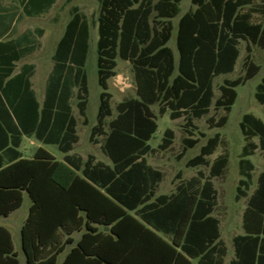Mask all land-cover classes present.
Segmentation results:
<instances>
[{"label":"trees","instance_id":"1","mask_svg":"<svg viewBox=\"0 0 264 264\" xmlns=\"http://www.w3.org/2000/svg\"><path fill=\"white\" fill-rule=\"evenodd\" d=\"M18 1L24 16L40 17L57 0ZM98 1L101 93L90 140L101 144L111 164L92 154L86 159L70 154L79 142L74 98L88 123L89 20L78 7L71 8V19L52 57L42 103L31 81L35 65H17L36 50L34 34L26 30L10 39L15 28L5 27L1 37L9 39L0 40V217L21 208L25 193L29 195L32 204L21 229L27 264H227L228 248L214 215L218 192L213 180L224 173L229 155L221 154L212 163L208 160L220 144V135L210 137L186 164L207 166L208 175L200 170L181 180L175 192L157 195L164 174L146 159L155 151L150 140L158 129L151 107L159 105L161 115L169 111L171 120L184 119L180 157L195 148L200 139L193 130L194 119L209 114L213 105L230 112L237 88L260 70L252 54L254 46L264 50V21H256L257 15L264 18V0H192L196 7L178 20L177 57L169 42L183 0ZM10 8L0 13V19L15 18L16 8ZM242 41L246 43L245 75L224 79L215 99L214 81L235 71ZM118 58L130 61L134 68L137 97L119 103L114 116L109 80L116 75ZM255 98L264 105V76ZM227 121L228 115L218 121L208 119L217 128ZM240 125L247 139L258 137L259 143L243 147L237 200L248 196L253 182L255 166L250 157L258 148L264 151V120L247 113ZM24 138L56 146L63 159L42 146L31 158L24 157ZM174 139L175 131L167 128L158 149H170ZM242 228L244 234L233 238L234 258L228 264H264V169L243 212ZM0 264H20L12 234L3 226Z\"/></svg>","mask_w":264,"mask_h":264},{"label":"rangeland","instance_id":"2","mask_svg":"<svg viewBox=\"0 0 264 264\" xmlns=\"http://www.w3.org/2000/svg\"><path fill=\"white\" fill-rule=\"evenodd\" d=\"M2 5H14L17 13L21 14L19 21L16 24V35L21 34L26 30L33 32L36 40V50L20 61L17 65L21 67L24 63L35 65V74L32 77L34 90L37 93L38 99L42 102L45 94V87L47 78L53 68V54L56 46L64 34L65 28L71 19V8L76 6L79 11L91 23V46L89 58L85 68L88 77L89 95L87 107L88 123H84V118L79 114L76 102L77 99L72 100L73 114L78 120V134L79 142L75 145L71 153H75L84 157L94 155L97 160L109 163V158L103 154L100 143H92L90 140L92 128L97 123V114L100 103L101 88L98 82L97 73V52L96 42L98 39L97 19L99 15V1L98 0H57L50 11L40 17H27L22 14L21 5L18 0H1ZM196 6L192 0H183L180 8V15L173 19L174 33L169 46L173 49L176 57L178 56L176 47V30L179 18L187 11L193 10ZM256 21H264L261 16H256ZM42 31L40 33L39 31ZM241 55L237 62L235 71L232 74L222 75L215 79V99L219 97V86L223 84L224 79H236L245 75V67L243 65L245 52V42L240 45ZM253 62L260 67L259 72L252 79L246 81L243 85L237 88V98L230 112L224 109H216L214 105L211 107L210 113L201 119H194L193 129L195 136L200 139L198 145L183 153L182 139L186 136L184 131L185 121L183 118L171 120L169 111L165 115L159 112V105L151 107L153 113L157 118L158 129L150 140V144L155 151L146 156L149 165L160 169L164 173V179L157 195L171 194L174 192L176 185L180 182L177 175L180 174L181 180L189 179L197 175L198 171H203L207 175L210 168L207 166H199L195 168L187 167V162L191 158L200 153V149L207 143L210 137L215 134L220 135V144L215 153L208 157L210 163L221 154L229 155V163L222 176L214 178V184L218 192V203L214 215L219 218L221 222L222 239L228 246L227 260L233 257L232 241L236 235L243 233L242 216L247 206L249 196L253 193L257 185V178L264 169V151L258 148L250 157L255 166L253 171V182L248 191L247 197H242L240 200L236 199L237 188L241 175L239 172V161L242 158L243 147L248 142L259 143L258 137L247 139L241 129L242 117L251 113L256 117L264 120V105H261L255 98L257 85L264 76V50L254 46L252 54ZM116 75L109 80V91L112 94V110L114 116L117 115V105L124 100L136 98V80L135 71L130 61H125L120 58L117 60ZM228 115V121L224 127H211L208 119L214 118L218 121L222 116ZM111 119V118H110ZM108 119V120H110ZM167 128H172L175 131V139L172 147L168 150L158 149V145L162 141L164 131ZM108 130V126H106ZM199 133L205 136L201 137ZM99 141L103 140V136L98 137ZM43 146L34 138H24L21 150L25 157H32L36 150ZM57 159H62L64 154L58 150L56 146H45ZM32 201L27 193L24 196V202L21 208L13 212L9 217H0V225L6 227L12 234L15 251L18 254L20 264H27L26 256L22 249L21 229L25 219L27 218ZM76 237L78 235H75Z\"/></svg>","mask_w":264,"mask_h":264},{"label":"crops","instance_id":"3","mask_svg":"<svg viewBox=\"0 0 264 264\" xmlns=\"http://www.w3.org/2000/svg\"><path fill=\"white\" fill-rule=\"evenodd\" d=\"M12 5H9V6H4V5H2V1L0 0V13L1 12H3L4 10L5 11H8L9 12V10L11 9L10 7H11ZM16 10V9H15ZM16 13H17V10H16ZM18 15H19V13H17L16 14V16H15V18L14 17H12L11 16V18L9 17V19L8 18H1L0 19V40H5V39H11V38H16V37H18L19 35H21V34H18V35H16V30H15V34L14 35H12L11 37H9V38H3V37H1L2 36V34L4 33V28L5 27H12V28H15L16 27V24H17V22L19 21H16L17 20V17H18ZM8 17V16H7ZM6 21H5V20ZM25 32V31H24ZM241 47V46H240ZM246 47V46H245ZM253 49H254V47H253ZM241 50V49H240ZM178 52V51H177ZM246 52V51H245ZM25 64V63H24ZM27 64H29V63H27ZM19 68V67H18ZM31 81H32V79H31ZM33 89H34V87H33ZM36 92V91H35ZM37 94V93H36ZM44 96H45V94H44ZM37 98H38V96H37ZM44 99V98H43ZM39 100V99H38ZM43 101V100H42ZM39 102H40V100H39ZM40 103H42V102H40ZM77 127H78V125H77ZM78 130V129H77ZM79 135V134H78ZM40 143V142H39ZM42 144V143H41ZM43 145V144H42ZM22 146V145H21ZM45 146H51V145H43L42 147H44L45 149H47ZM41 147V146H40ZM75 148V147H74ZM48 150V149H47ZM74 150V149H73ZM72 150V151H73ZM22 151V150H21ZM49 151V150H48ZM71 151V152H72ZM50 152V151H49ZM70 152V154H74V153H71ZM23 153V152H22ZM24 155V154H23ZM25 157V156H24ZM64 157V156H63ZM26 158H31V157H26ZM56 158V157H55ZM57 159V158H56ZM63 159V158H62ZM62 159H58V160H62ZM105 163V162H104ZM106 164H111V162H109V163H106ZM160 170V169H159ZM161 171V170H160ZM164 174V173H163ZM194 176H196V175H194ZM194 176H192V177H194ZM192 177H190L189 179H191ZM163 179H164V176H163ZM163 179H162V181L160 182V184H159V190H160V187H161V185H162V182H163ZM189 179H186V180H189ZM180 181H181V178L179 179ZM213 182H214V180H213ZM178 185V184H177ZM176 185V186H177ZM215 185V184H214ZM216 188V187H215ZM175 189H176V187H175ZM217 190V189H216ZM157 192H158V190H157ZM174 192H175V190H174ZM173 193V192H172ZM159 195H165V194H160L159 193ZM25 196V195H24ZM29 215V214H28ZM9 217V216H8ZM28 217V216H27ZM4 218H7V217H4ZM26 220V219H25ZM25 222V221H24ZM24 224V223H23ZM1 226V225H0ZM4 227V226H3ZM6 228V227H5ZM220 230H221V224H220ZM242 234H244V230H243V233ZM242 234H239V235H242ZM76 235H78L76 238L77 239H79V237H80V234H76ZM237 236V235H236ZM221 238H222V233H221ZM226 243V242H225ZM227 245V244H226ZM232 245H233V241H232ZM227 248H228V246H227ZM228 251H229V249H228ZM227 257H228V255H227ZM227 257H226V263L228 264L229 262H230V260L231 259H233L234 258V245H233V257L232 258H230L229 260H227ZM63 258H64V255H62L61 257H60V261H62L63 260Z\"/></svg>","mask_w":264,"mask_h":264}]
</instances>
